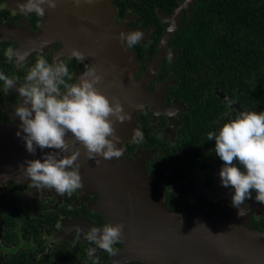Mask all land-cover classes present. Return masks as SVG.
I'll return each mask as SVG.
<instances>
[{
    "label": "flooded vegetation",
    "instance_id": "af4514ba",
    "mask_svg": "<svg viewBox=\"0 0 264 264\" xmlns=\"http://www.w3.org/2000/svg\"><path fill=\"white\" fill-rule=\"evenodd\" d=\"M198 1L206 4L209 0H104L107 8L103 5L102 16L106 22L111 21L110 26L102 23L104 33L114 36V26H119L125 35L135 31L144 34L140 42L127 48L138 63L135 78L155 68L148 86L153 94L151 103L155 105L137 111L135 139L124 141L123 149L128 159L140 155L170 211L206 221V251L219 252L220 245L225 253V261L218 264H248L241 257L243 253H253L245 250L252 245L246 231L264 235V204L255 200L253 190L252 199L241 205L247 214L238 216V209L231 203L233 189L221 184L219 172L223 161L215 152V140H208V133H218L224 123L235 119L241 111H264V101L257 97V82L242 99L228 98L225 90L216 91L218 106L202 100L199 108L203 112H194L193 105L184 101L174 72L177 55L181 53L174 37L184 20L191 17ZM25 2L0 0V73L16 78L21 86L27 72L42 56L49 64H67L72 79L65 77L66 83H78L89 62L70 59V53L63 51L60 42H49L45 37L44 27L51 21L54 9L45 5L43 16L26 14L19 7ZM81 6L85 15L82 19H89L92 25L97 0H87ZM123 44L126 47V42ZM16 88L6 92L4 82L0 81V142L8 144L7 150L0 153V264H158L134 259L126 253L122 239L114 245L117 254L110 255L84 238L92 227L112 225L110 216L117 215L110 206L107 215L102 211L103 200L99 190H94L93 181L89 185L86 177L81 176L82 188L71 195H60L55 189L37 191L30 179L22 175L26 161L42 159L54 150L37 147L40 157L35 156L26 150L22 129L10 131L21 125L15 108L22 104L23 97ZM61 90L64 91L63 85ZM13 133L20 135L13 137ZM65 138L73 142L72 137ZM78 147L74 143L72 150ZM237 166L243 170L241 165ZM201 253L191 251L187 264H200L194 258L198 259Z\"/></svg>",
    "mask_w": 264,
    "mask_h": 264
},
{
    "label": "clouds",
    "instance_id": "9594fccd",
    "mask_svg": "<svg viewBox=\"0 0 264 264\" xmlns=\"http://www.w3.org/2000/svg\"><path fill=\"white\" fill-rule=\"evenodd\" d=\"M57 2L26 0L19 7L26 14L43 16L44 6L55 9ZM74 3L78 5L80 0H74ZM143 37L140 31L120 34L121 42H126L128 49ZM71 58L83 63L87 57L73 48L70 49ZM65 77L72 79L67 64L62 61L49 64L42 56L37 58L35 65L27 72L21 86L17 85L16 78L0 73L4 90L7 92L17 86V92L23 97L22 104L15 108V116L21 121L26 150L32 154H35L37 147L41 150H54L45 153L42 159L26 161L22 175L30 179L32 187L37 191L55 189L60 195H71L83 187L79 165L76 163L80 152L78 149L72 150L73 144H81L89 159H94L97 164L100 161L96 157L118 159L123 155V149L117 147L120 138L114 124L124 123L131 117L124 111L117 97H112L110 101L96 87L102 82V76L95 66L85 64V72L79 77L78 83L68 84ZM68 133L73 137L71 143L65 138ZM213 139L215 152L223 161L219 172L221 184L233 189L232 206L238 209V216L243 217L247 213L241 205L246 199H252L253 190L256 192L255 200L264 204V111H241L235 119L224 123L218 133L209 132L208 140ZM69 152L70 155H62ZM123 228V224L119 223L105 224L102 228L92 227L84 238L110 255H115L118 249L114 245L121 242Z\"/></svg>",
    "mask_w": 264,
    "mask_h": 264
},
{
    "label": "water",
    "instance_id": "95a60500",
    "mask_svg": "<svg viewBox=\"0 0 264 264\" xmlns=\"http://www.w3.org/2000/svg\"><path fill=\"white\" fill-rule=\"evenodd\" d=\"M103 5L105 8L104 0H97L92 22L95 32L92 31V33L107 40L110 44L111 58L95 66L98 74H116L122 71L129 75L131 87L147 86L153 77L155 68L148 70L145 77L137 84L134 83L133 75L138 63L134 54L124 46L116 32L114 36H111L101 30L102 23H106L102 16ZM125 66L127 68H124ZM101 86L102 82L96 85L98 89ZM150 98L151 96L146 98L147 103ZM135 115L134 110L131 122L135 121ZM134 130L137 132L136 126ZM66 136L72 137V134L68 133ZM131 136L130 138L134 140L135 138ZM121 140L117 147L123 149ZM77 144L80 152L79 165H82L85 172L94 178L101 197L112 209L116 210L128 233L138 235L140 240L152 241L163 247V249L151 247L147 252L137 253L140 258L143 257L141 259L158 264H187L191 251L204 249L203 245L207 240V233L204 229L209 228L206 221L200 217L189 218L182 212L170 211L164 204L160 186L158 185V189L149 188L152 178L147 173L139 154L131 160L125 156L123 150V155L118 159L105 160L103 157H96L95 159L100 161L97 164L94 159H89L84 147L78 142ZM5 145L6 143L0 142V153L7 150ZM139 165L144 166L143 172ZM246 232L250 236L252 245H249L251 248L245 250L253 251V253H243L241 257L248 264H264V235L250 232L249 229ZM135 245L136 243H133V246Z\"/></svg>",
    "mask_w": 264,
    "mask_h": 264
},
{
    "label": "trees",
    "instance_id": "16d2710c",
    "mask_svg": "<svg viewBox=\"0 0 264 264\" xmlns=\"http://www.w3.org/2000/svg\"><path fill=\"white\" fill-rule=\"evenodd\" d=\"M174 41L177 87L194 112H203L202 100L218 106L219 90L242 99L255 82L264 101V0L198 1Z\"/></svg>",
    "mask_w": 264,
    "mask_h": 264
},
{
    "label": "rangeland",
    "instance_id": "374dc122",
    "mask_svg": "<svg viewBox=\"0 0 264 264\" xmlns=\"http://www.w3.org/2000/svg\"><path fill=\"white\" fill-rule=\"evenodd\" d=\"M85 1L87 0H80V3L77 5L74 3V0H58L57 7L54 9V15H51V21L48 22V24H46L44 27V35L49 42H60L62 44L63 51L66 53H70V49H78L86 55L87 58L85 60L89 62L90 66H97L98 63L111 58L110 44L107 42L106 39L102 37H97L92 33V31H94V24L91 25L89 19H82V16L85 17V15L83 14L84 8L81 6V4ZM47 15H49L48 12ZM105 24L110 26L111 21L108 20ZM101 30H104V26H101ZM114 32H116L119 36L121 33H123L119 26H114ZM124 68L127 67L125 66ZM137 70L138 66L135 68V73L133 75V80L135 84H137L139 80L145 77L143 75L139 79H136L135 75ZM148 86L149 84L147 86H142L139 88L131 87L129 84V75H127L125 72L120 71L116 74L106 73L104 75L102 86L99 91L105 96H107L110 101L112 97H117L120 103L123 105L124 111L130 114L131 117L133 115L134 110L137 114V111L142 109L143 107L147 105H151L153 107L155 105L151 103L153 94L150 93ZM149 96H151V98L149 103H147L146 98ZM134 126H136L135 121L131 122V118L130 120L125 121L124 123L116 122L114 124L117 136H119L120 140L122 138V144L126 140H132L130 136L132 134L131 137H133V135L135 134ZM13 130L15 132L17 130H21L20 125H18L17 127L10 128L11 132H13ZM12 135L13 137L18 136L17 133H13ZM75 143L77 144V142ZM5 146H8V144L6 143ZM12 147V145L9 146V148ZM77 149H79V147ZM35 156L40 157L39 150H36ZM76 163L79 165L78 160L76 161ZM139 167H142L141 171L143 172L144 166L139 165ZM8 168L10 167L8 166ZM78 170L79 173H81L82 177H86L89 185L92 181L94 182V190L97 191L98 187L94 181V178H92L87 172L85 173V169L82 165H79ZM149 188L158 189V184L151 179L149 183ZM108 207L109 204L103 200L102 211L106 215L108 213ZM110 219L112 225L118 223L123 224V221L118 215L110 216ZM122 240L125 243L126 253L133 256L134 259L140 258L137 253L147 252V250L149 248L151 249V247L163 249V247L158 243H154L152 241L147 240H140L138 235H130L127 231L126 226H124L123 228ZM133 243H136V245L133 246ZM203 246L204 249H202L201 251V256L198 259L194 258V261H198L200 264H218L219 262L225 261L223 259L225 257V253L224 250L220 247V245L217 246L220 251H214L213 253L210 252V250L206 251L209 248L206 243H204Z\"/></svg>",
    "mask_w": 264,
    "mask_h": 264
}]
</instances>
